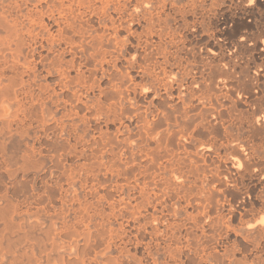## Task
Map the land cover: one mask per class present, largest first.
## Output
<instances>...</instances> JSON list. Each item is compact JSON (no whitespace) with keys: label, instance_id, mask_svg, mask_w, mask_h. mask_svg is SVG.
Masks as SVG:
<instances>
[{"label":"bare ground","instance_id":"6f19581e","mask_svg":"<svg viewBox=\"0 0 264 264\" xmlns=\"http://www.w3.org/2000/svg\"><path fill=\"white\" fill-rule=\"evenodd\" d=\"M0 264H264V0H0Z\"/></svg>","mask_w":264,"mask_h":264}]
</instances>
